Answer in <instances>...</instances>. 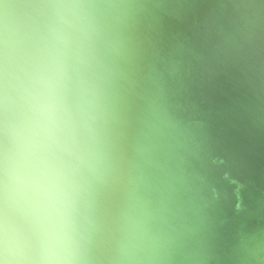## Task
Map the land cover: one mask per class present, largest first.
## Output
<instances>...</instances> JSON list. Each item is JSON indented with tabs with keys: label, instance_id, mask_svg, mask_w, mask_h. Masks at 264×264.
I'll use <instances>...</instances> for the list:
<instances>
[{
	"label": "clouds",
	"instance_id": "clouds-1",
	"mask_svg": "<svg viewBox=\"0 0 264 264\" xmlns=\"http://www.w3.org/2000/svg\"><path fill=\"white\" fill-rule=\"evenodd\" d=\"M0 264H264V0H0Z\"/></svg>",
	"mask_w": 264,
	"mask_h": 264
}]
</instances>
